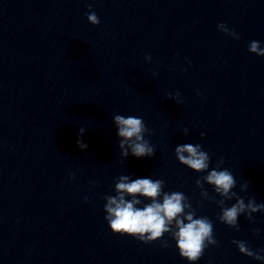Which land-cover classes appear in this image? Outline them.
<instances>
[{
	"label": "clouds",
	"instance_id": "clouds-1",
	"mask_svg": "<svg viewBox=\"0 0 264 264\" xmlns=\"http://www.w3.org/2000/svg\"><path fill=\"white\" fill-rule=\"evenodd\" d=\"M87 20L93 26L100 24V19L94 11L87 14ZM218 30L233 39H239V33L229 29L221 23ZM248 51L260 57H264V48L259 41H251ZM146 61H151V56H145ZM183 69L182 71H186ZM177 100L179 93L170 96ZM113 123L117 129L118 147L122 159L129 155L136 158H151L155 155V147L145 138L151 135L144 120L136 116H124L115 114ZM77 146L86 150L88 145L82 140L84 128L79 129ZM183 135L187 136L189 130L182 129ZM204 133H201L203 138ZM174 155L178 162L197 173H207L196 180V186L201 190L204 200H212L220 209L217 219L234 229L240 231L239 217L241 215L250 223H255L254 214L264 212V202L257 203L255 198H248L238 195L233 189L237 181L228 169L221 168L223 160H220L216 168L210 167L209 153L203 150L200 144H179L174 149ZM69 179H75L72 174ZM95 183V182H93ZM212 187L214 193L220 197L216 200L209 196L204 185ZM250 182L241 185V191H246ZM165 182L161 179L136 178L122 174L114 182V195L104 197L105 220L114 234L128 235L137 238L143 243L150 244L162 240L165 234L175 240L176 247L181 258L189 264H195L204 254L209 246H218L219 241L214 236L213 222L206 216H197L196 209L190 199L182 192L164 191ZM130 197V199H128ZM143 198V200L141 199ZM87 202L88 197L85 196ZM144 200L150 203H144ZM235 200L230 207L226 201ZM200 202H197L199 206ZM143 205L142 207H139ZM254 236L259 235V229H253ZM238 251L247 257L264 261V249L253 250L246 241L232 240ZM167 247V243L164 245Z\"/></svg>",
	"mask_w": 264,
	"mask_h": 264
}]
</instances>
